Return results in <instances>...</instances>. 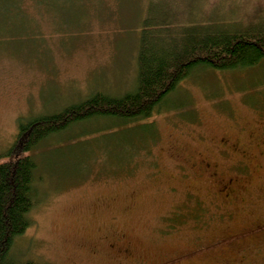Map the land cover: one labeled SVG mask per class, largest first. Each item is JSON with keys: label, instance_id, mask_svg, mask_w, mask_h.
Masks as SVG:
<instances>
[{"label": "rangeland", "instance_id": "374dc122", "mask_svg": "<svg viewBox=\"0 0 264 264\" xmlns=\"http://www.w3.org/2000/svg\"><path fill=\"white\" fill-rule=\"evenodd\" d=\"M207 3L246 20L264 14V0ZM146 4L76 0L59 22H40L27 6L24 28L37 20L35 35L0 43V162L15 148L20 120L59 112L95 90L118 95L135 87ZM151 119L152 141H144L140 124L88 119L29 151L36 203L10 257L35 264H264V226L229 237L264 225V145L247 147L237 199L224 200L216 185L237 162L221 156L222 135L242 142L257 132L264 140V62L233 71L197 67Z\"/></svg>", "mask_w": 264, "mask_h": 264}, {"label": "trees", "instance_id": "16d2710c", "mask_svg": "<svg viewBox=\"0 0 264 264\" xmlns=\"http://www.w3.org/2000/svg\"><path fill=\"white\" fill-rule=\"evenodd\" d=\"M75 1L0 0V43L35 35L41 25L36 19L34 26L24 28L25 15L32 10L27 6L35 8L33 13L41 16L40 22L47 16L59 22L55 17L62 16ZM160 1L145 0L132 90L118 95L95 90L59 112L19 121L15 148L0 162V264H35L12 259L9 251L31 222L37 165L29 151L42 140L78 122L108 119L116 125L140 124L148 132L144 141H152L156 133L152 116L194 69L245 70L264 62V14L246 20L222 13L220 2L208 7L206 0ZM200 3L205 6L198 8ZM80 15L82 18L84 13Z\"/></svg>", "mask_w": 264, "mask_h": 264}, {"label": "flooded vegetation", "instance_id": "af4514ba", "mask_svg": "<svg viewBox=\"0 0 264 264\" xmlns=\"http://www.w3.org/2000/svg\"><path fill=\"white\" fill-rule=\"evenodd\" d=\"M17 141V140H16ZM253 144H256L258 146L264 145V140L261 138L257 132L253 133V135H250V137L242 142H238L237 140L231 141L229 137L226 135H222L219 138V151L222 157H224L227 154L235 155L237 157V162L235 167L231 165V168L234 170L233 172L229 173L228 175H225L224 172L222 173V176H220V179L217 178L216 172L211 171L210 173L217 178L218 181H216L217 189L219 190V194L224 198V200L232 202L233 200L237 199V193L241 192V187H236L239 177L247 172L248 170V164L245 161L246 155H248V149L247 147H251ZM22 148L19 147V151H21ZM229 155V156H230ZM238 155V156H237ZM202 166V165H201ZM206 167H209V164L205 165ZM259 166V163H258ZM206 172H209L210 169L204 168ZM213 179V178H212ZM254 228L247 232H241L237 235H231L229 237L233 238H240L241 236H245V234L254 232L256 230H260L263 228V224H259L256 226L254 224ZM249 236V235H247ZM112 246V245H111Z\"/></svg>", "mask_w": 264, "mask_h": 264}]
</instances>
